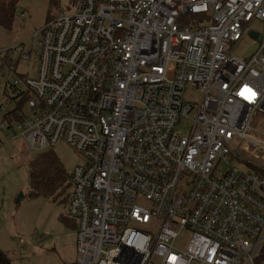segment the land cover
<instances>
[{
    "label": "built area",
    "instance_id": "1",
    "mask_svg": "<svg viewBox=\"0 0 264 264\" xmlns=\"http://www.w3.org/2000/svg\"><path fill=\"white\" fill-rule=\"evenodd\" d=\"M0 60L39 66L0 148L84 159L75 264H264V0H66Z\"/></svg>",
    "mask_w": 264,
    "mask_h": 264
},
{
    "label": "rangeland",
    "instance_id": "2",
    "mask_svg": "<svg viewBox=\"0 0 264 264\" xmlns=\"http://www.w3.org/2000/svg\"><path fill=\"white\" fill-rule=\"evenodd\" d=\"M55 2L56 5L51 0H20L13 28L0 27V51L21 44L28 49L33 35L45 26L49 18L59 15L61 6H66V0ZM22 12L25 14L22 15ZM253 27L260 32L258 25ZM256 49L255 40L246 35L237 43L233 53L245 58ZM13 58L18 60V56ZM38 67L34 60H22L17 62L16 71H10L7 64L0 60V104L6 105L7 109L14 107L16 102L9 100L14 94L8 82L13 84V79L17 77L35 78ZM19 90L25 91L26 88L20 86ZM189 91L198 99L197 91ZM2 114L0 112V121ZM46 151H52L58 157L63 170L69 175L74 168L84 165L82 155L65 143ZM35 155L39 154L20 140L0 148V249L9 257L11 264H75L78 258V231L76 221L67 216L68 204L64 201L67 196L56 203L43 197L29 196L28 166L36 158ZM240 167L243 168L242 165ZM70 189L67 195H70ZM64 219L73 225L75 223V228L67 227ZM21 239L23 244L20 243Z\"/></svg>",
    "mask_w": 264,
    "mask_h": 264
},
{
    "label": "trees",
    "instance_id": "3",
    "mask_svg": "<svg viewBox=\"0 0 264 264\" xmlns=\"http://www.w3.org/2000/svg\"><path fill=\"white\" fill-rule=\"evenodd\" d=\"M19 1L20 0H0V27L8 30L13 28ZM51 2L56 5L55 0H51ZM54 17L55 15L49 18L48 21H51ZM20 98L22 99L17 103V108L15 109L18 111L23 109L28 97L19 95L18 97L13 96V98H9V100L11 99L15 102ZM15 110L8 111L7 115L2 114L1 121H17L19 117ZM35 156L36 158H33L28 166L30 175L29 196L36 198L43 197L55 203L59 202L58 200L62 197L67 196L64 201L69 204L72 193V186H70V182L68 183L70 175L63 170L58 157L54 155L52 151H46ZM69 189L70 195H67ZM63 222L67 227L74 226L75 228V223L73 225L67 219H64ZM0 264H11L9 257L1 249Z\"/></svg>",
    "mask_w": 264,
    "mask_h": 264
},
{
    "label": "water",
    "instance_id": "4",
    "mask_svg": "<svg viewBox=\"0 0 264 264\" xmlns=\"http://www.w3.org/2000/svg\"><path fill=\"white\" fill-rule=\"evenodd\" d=\"M22 197H23V195L20 196V198H22Z\"/></svg>",
    "mask_w": 264,
    "mask_h": 264
},
{
    "label": "crops",
    "instance_id": "5",
    "mask_svg": "<svg viewBox=\"0 0 264 264\" xmlns=\"http://www.w3.org/2000/svg\"><path fill=\"white\" fill-rule=\"evenodd\" d=\"M10 98V97H9Z\"/></svg>",
    "mask_w": 264,
    "mask_h": 264
}]
</instances>
